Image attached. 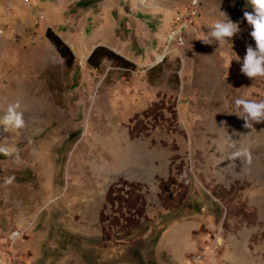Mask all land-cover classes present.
<instances>
[{
    "label": "rangeland",
    "instance_id": "rangeland-1",
    "mask_svg": "<svg viewBox=\"0 0 264 264\" xmlns=\"http://www.w3.org/2000/svg\"><path fill=\"white\" fill-rule=\"evenodd\" d=\"M220 11L240 31L202 43ZM245 11L247 0H0V119L19 102L25 122L0 126L15 150L0 153V264H264V122L244 128L234 106L264 101V77L240 71L255 48ZM174 27L181 43L159 63ZM96 46L129 64L89 68ZM241 146L250 164L232 159Z\"/></svg>",
    "mask_w": 264,
    "mask_h": 264
},
{
    "label": "clouds",
    "instance_id": "clouds-1",
    "mask_svg": "<svg viewBox=\"0 0 264 264\" xmlns=\"http://www.w3.org/2000/svg\"><path fill=\"white\" fill-rule=\"evenodd\" d=\"M247 4L251 6L252 11H245L243 19L252 29L250 36L255 43V48L252 46L246 48V54L243 57L240 71L247 78L253 80L257 77H264V0H247ZM220 15L222 19L216 20L211 25L210 30L200 40L202 43L211 44L217 42L218 44H230L229 41L240 31L239 22H233L227 13L220 11ZM231 53L228 68L233 60L240 62V58L234 52L231 51ZM234 106L238 112L242 111L243 113V115H238V117L243 119L244 128L252 129L254 123L264 122V101L237 98L234 101ZM19 108V102L7 106L5 115L0 119V126L4 130H7L9 127L15 129L24 127L23 113L18 110ZM228 140L233 144L235 143L229 136ZM12 151L15 150L0 147V153L5 155H10ZM240 158H244L249 164L251 163L252 155L247 147L241 146L232 153L233 160ZM14 179V177H9L5 183L11 184Z\"/></svg>",
    "mask_w": 264,
    "mask_h": 264
},
{
    "label": "trees",
    "instance_id": "trees-1",
    "mask_svg": "<svg viewBox=\"0 0 264 264\" xmlns=\"http://www.w3.org/2000/svg\"><path fill=\"white\" fill-rule=\"evenodd\" d=\"M44 36L46 40L53 46L56 53L63 59L65 66H69L72 60V54L69 48L49 28L45 30ZM104 57H107L109 60H122L124 65L129 64L128 61L122 59L111 50L102 46H96L92 49L86 58V64L89 68L96 69L97 65L99 64L98 61Z\"/></svg>",
    "mask_w": 264,
    "mask_h": 264
},
{
    "label": "built area",
    "instance_id": "built-area-1",
    "mask_svg": "<svg viewBox=\"0 0 264 264\" xmlns=\"http://www.w3.org/2000/svg\"><path fill=\"white\" fill-rule=\"evenodd\" d=\"M194 14V11L190 12L189 15H187V13L183 14L185 16H192ZM182 20H183V23H186L188 18L187 17H182ZM182 27H174L172 30H170L168 33H167V39L165 41V44H164V51L162 52V55L161 57L158 59V62L160 63L163 58L167 55V52H168V48L167 46L169 44H175L177 46H179V43H181V40H182Z\"/></svg>",
    "mask_w": 264,
    "mask_h": 264
}]
</instances>
